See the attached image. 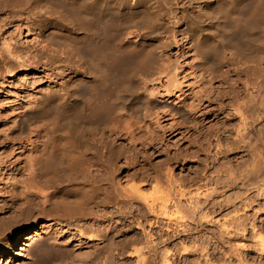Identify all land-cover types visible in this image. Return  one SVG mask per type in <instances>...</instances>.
Here are the masks:
<instances>
[{
  "label": "bare ground",
  "instance_id": "6f19581e",
  "mask_svg": "<svg viewBox=\"0 0 264 264\" xmlns=\"http://www.w3.org/2000/svg\"><path fill=\"white\" fill-rule=\"evenodd\" d=\"M204 18H209L210 22L204 23ZM14 27L13 32L16 30L18 37L26 32L27 41L19 43L8 34ZM251 61L255 63L249 65ZM231 62L239 64L233 67L232 78L228 67L233 64H227ZM244 62L247 65H242L243 68ZM248 71L257 73V78L240 80L239 73ZM22 72L33 73V79H28L27 83L34 87L26 99V95L20 97L21 102L13 108L16 111L10 107L15 113L18 110L15 116L18 119H14L17 130L12 120V126L9 123L4 138L0 139V170L12 163L9 156L19 152L21 146L17 144H21L22 129L32 120L40 124L35 130V140L28 142L31 148L26 165L20 166L27 172L10 175L6 179L9 190L2 184L3 178L0 179V197L3 198L0 201V211L3 210L0 212V239L8 251L5 257L10 264L13 261L12 257L9 259V250L16 243L19 246L22 240L27 246L18 247L16 254L29 259L25 264H79L82 259V264H118L115 256L125 251L126 244L111 237L114 228L109 209L113 206L114 210L119 206L117 211L124 207L132 209L134 204L136 217L139 215L142 219L137 222L141 236L136 241H142L144 246L127 251V256L146 249L153 252L155 260L161 256L158 263L173 264L171 257L175 253L172 250L166 247L163 253L157 252L155 236L150 231L154 227L158 228L160 236H166L163 240L161 237L162 244H174L182 236L193 241L218 242L224 236H246L250 228L256 241L254 246H258L260 254L264 253V224L249 223L252 220L247 223L241 217L239 220V210L224 217L221 223L212 218V214L224 210V204L213 199L218 193L214 186L221 181H214L213 188L203 191H198L199 186L195 193L188 190L207 177L204 171L209 163L201 176L198 168L192 175L176 177L169 167L171 161L180 163L186 156H193L194 151L178 149L172 157L170 154L162 159L168 165L157 167L149 157L159 152L155 149V140H163L166 131L156 134L158 130L142 129L145 131L136 134L142 147L149 145L153 149L150 153L144 148L137 149L133 139L135 130L144 126L140 124L149 120L152 125L159 126L166 116L175 121L177 127H201L205 118H200L198 113L206 111V106L214 101L221 112L227 100L232 114L240 117L243 127L259 121L258 112L264 114V0H0V88L6 75L12 78ZM193 75L202 81L203 88L192 94L194 101L187 106L181 96L189 88L179 93L181 79ZM41 79L48 84L39 89ZM213 81L226 87L212 98L209 93ZM240 89L244 93L242 97L248 101H240ZM99 95L105 98L102 101L108 116L105 120L112 115L126 118L123 127L131 142L122 152L124 161L120 165L109 156L111 149L104 132L105 127L112 126L94 124L97 119L89 122L84 118L89 116L86 113L89 107L91 109L92 99L98 100L97 104L94 101L96 108L92 104L94 111L99 110L98 102L102 98ZM204 102H208L207 105ZM89 114L92 116V112ZM96 114L98 112L94 116L99 117ZM59 127L67 128L65 131L70 133L91 130L86 141L72 145L78 154L77 164L68 148L73 144L68 141L70 136L63 138L64 152L58 150L53 140L54 130L58 128L57 133ZM259 141L262 150L252 153L255 155L253 163L240 180L247 179L241 182L247 187L246 194L254 189L260 197L264 193V184L259 181L264 175V138L259 137ZM62 162L66 163L63 166L65 175L61 174L62 166L59 167ZM55 169L62 176L55 173ZM123 171L127 173L120 176ZM122 177L140 181L123 186ZM149 181L154 193L158 194L155 197L142 191ZM203 184L206 187L207 179ZM229 185L226 183L225 187ZM245 193L237 198L247 209L250 203L241 200ZM174 213H181L189 223L174 222ZM40 217L45 220L37 223ZM28 221L33 222L32 230L27 226L21 233L16 231L11 238L8 236L12 228ZM104 222L107 224L102 226ZM209 224L217 226V237L205 231L204 227ZM45 233L52 239L44 237ZM184 241H179L181 247L177 251L186 255L189 249ZM200 251H205L202 257L208 262L207 247ZM152 256V262L140 257V264H153Z\"/></svg>",
  "mask_w": 264,
  "mask_h": 264
},
{
  "label": "rangeland",
  "instance_id": "374dc122",
  "mask_svg": "<svg viewBox=\"0 0 264 264\" xmlns=\"http://www.w3.org/2000/svg\"><path fill=\"white\" fill-rule=\"evenodd\" d=\"M203 22L208 24L210 22V20H209V18H204ZM14 29H15V27L10 28L8 31L9 32L8 34H12L15 37L16 41H19V43H24L25 40L27 41L26 36H25L26 32L21 34L18 37L17 36L18 34L16 33L17 31L15 30V32H13ZM225 55H227L226 58H228L227 52H225ZM225 60H227V59H225ZM245 63L246 62L241 64V66L243 65L245 67L247 65V63H246V65H244ZM254 63L255 62H252V61L248 62L249 65L254 64ZM227 64H228V66L233 64V66H231V67L229 66L230 68L227 66L228 70H229V77L232 78L233 77L232 71H234V68H235L234 66L237 67V65H239V64L233 63V62H231L230 64L229 63H227ZM26 74L27 73H24V72L16 73V74H14V77H12V78L7 77V75H6L3 85H1V88H0L1 89L0 90V102H1L0 103V106H1L0 107V111H1L0 112L1 113L0 114V139L1 140L4 138V134L8 130V128L10 126H12L11 123L14 122L13 123V125H14L15 122L17 121L14 119L16 118L15 116H16V113L18 112V110L16 113L13 112V111H16V110H13V108H15L14 105L21 102L23 95H26V96H24V99H26L29 95L28 92H30V89H33V87H34V86L32 87V85H29L30 83H27L28 79H30V80L33 79L32 78V77H34L33 73L31 72L30 74H27V75ZM36 75H39V74H35V76ZM251 76H253V77H251ZM247 77L248 78H250V77L251 78H257V73L255 74V72H252V71L239 73L240 80L243 81L244 79H248ZM41 80L42 81L44 80V81L43 82L41 81L39 89H42L41 86H47V84H48V83H46L47 81L45 79H41ZM22 81H23V83H21ZM181 81L183 82L182 85H180V88H182V89L180 90L181 92H179V93H182L183 91H185V89L189 88L185 92V94L181 96V100L183 101V103L185 101V104H187V106H188L191 103H193L192 101H194V97L192 96V94L194 92L201 90L200 88H203V86H202L203 83L201 80L198 79V77H196V76L194 77V75L188 76L185 79H181ZM24 82H26L25 85H24ZM188 84H189V86H188ZM28 85H29V87H28ZM112 85L114 86V84H112ZM25 86H26V88H24ZM205 86L209 87V85H205ZM225 87H226V85L222 86L221 84L220 85L218 84V81H213L212 85H210V88H212L211 89L212 91H210L211 93H209L210 96L218 95V92L220 93L221 90L224 91ZM24 92H25V94H24ZM240 92H241V89H240ZM240 92H239V94L241 95L240 101L241 100L242 101H248V99L246 97H242V96H244L243 91L241 93ZM20 97H22V98H20ZM98 97H102V98H99V102H98L99 104L97 107V109H99V110L97 111L98 114H96V115H99V117L94 116L95 113H97L96 111H94V110H96L95 108L97 106V105H95L94 101H96V104L98 101L96 99H92L93 103L95 105V108L93 109L94 106L92 107L93 103L91 102V105H90L91 109L89 107V110L86 113V115H89V116H87V117L83 116V117L86 119V120L84 119L85 121L90 120L89 122H91V121L94 122L95 119H97L94 124L98 123L99 125H102V124L104 125V123H105L106 125L112 126V127H107V128L102 127V128L105 129L104 132L106 135H108L107 139H108L110 149H111L109 152L110 153L109 156L114 162L116 161V163L120 165L124 161L122 152L125 148H127L128 144L131 142L129 140L130 135L126 132V130H125L126 128L123 127L126 118L124 116L119 117L118 115H115V116L112 115L113 117L111 116L108 120H105L106 118H108V116H106V114L104 113L105 112V110H104V108H105L104 103L105 102H102V101H104L105 98L103 95H101V96L99 95ZM98 97H97V99H98ZM212 98H213V96H212ZM205 100L209 101V99H205ZM207 103L208 102H204V105H207ZM223 105H224V111L220 112V111H218L216 101H214V102H212L211 105L206 106V108H205L206 111L203 110L201 113H198L200 118L201 117L205 118L204 123L201 127H196L195 129H193V128L190 129V127H177L175 125L176 122L175 121L173 122L172 120H170L171 119L170 117L166 116L160 120L161 124L159 123V126L155 125V123H154V125H152V123H151L152 121H149V120L147 121L148 123L140 124L141 126L142 125H144V126H142L139 130L138 129L135 130V136L133 139L136 140V141L134 140V142H135L137 149L141 150L142 148H144L145 151H149L148 153H150V150L153 151V149H151L149 145H147V146L144 145L145 147H142V144H140L142 141L139 139L137 140L138 134L139 133L141 134L142 132L145 131V130L142 131V129H151V130L154 129L155 130V131L153 130L154 132H156L158 130V132H156V134L161 133L160 131H166V136L164 138L165 140L163 139L160 141L159 138H157V140H155L154 146H156V148L154 146L153 147L155 149H157L159 152L153 153L151 151V153H153V155L151 154L149 159H150L151 163H154L153 165L156 164L157 167L158 166L159 167H165L166 165H168V163L164 164L162 159H165L166 158L165 156L170 155V154L172 157L174 152H177L176 150H178V149L183 150V151H185V150H187V151L190 150L191 152L194 151L193 156H191V155L186 156L184 161H182L180 163L176 162L174 164L175 161L172 160L171 161L172 165L169 164V167L172 168L173 175L176 177H179L180 175H186V174L192 175L194 172V169L197 170L198 168H199L198 171L199 170L201 171V173H199V175L201 176V175H203L202 170L205 169V165L209 163L208 169L206 168L204 171L207 177L205 179L202 178V180L199 181L200 183L197 182L196 184H193L192 186H190L189 188L187 187V188L192 193H195L197 191V186H199L198 191H201V190L203 191L206 188H213L212 186L215 185L214 181L215 182L218 180L221 181L218 185L214 186L215 188L217 186L216 189H218V193L213 195V199H215L214 202H218V201L222 202L224 204V206H223L224 210H221L222 212H220V213L215 212L214 214L211 215L212 218L215 217L214 219H217L221 223L222 221H224L223 220V219H225L224 217L228 218V215H231V214L233 215V213H236L239 210L237 212V216H238L239 220L241 217V218H244L243 220H247L246 221L247 223L250 220H252L249 223H256L257 226L263 225L264 224V199H263L264 193L262 196L259 197V195L257 194L258 192L256 190L250 189L249 192H247L249 194H246L244 191H245V188H247V187L241 183V182H244L245 181L244 179H246V178H244L243 181H241V180H242L243 176L246 175L248 169L250 168L251 164L253 163L252 160L255 158V155H253V154L256 151L262 150V149H260V148H262V146H261V143L259 141V137L264 138V114H263V112L259 111L257 114L259 117V121L252 123V124H249V126L245 125L246 127L244 126L245 127V129H244V127L242 126L243 124L241 123L240 117L232 114L231 108L228 106L229 104L227 103V100H225V103H223ZM10 107H12L11 109L13 111H11ZM99 107L100 108L102 107L103 109L102 108L100 109ZM90 110L92 112L93 117L90 116L91 114H89V113H91V112H89ZM77 111L78 110H76V112ZM80 112H79V114H80ZM101 115H103V116H101ZM16 119H18V118H16ZM100 119L102 121H100ZM12 120H14V121L12 122ZM9 123H10V126H9ZM111 123H112V125H111ZM39 124H40V122H35L34 120H32L31 122H29V125L26 128L22 129L23 133H21V135H20V136H22L21 144L20 143H19V145L17 144V146H19V147L21 146L19 149V152L13 154V156L12 155L9 156V158L11 159L10 161L12 162V163L10 162L11 163L10 166L3 167L0 170V174H1L0 179L3 178L2 184L3 185L5 184L4 187L7 190H9V188H8L9 182L6 179L9 178L10 175H13V173L14 174L15 173L16 174L17 173H24L25 174V172H27V170H25L24 168H22V170H21V167L26 165V161L29 158L28 149L30 150L31 147H30L28 142H29V140H35V138H36L35 137V130L38 128L37 126H39ZM15 125H14V128L17 130V124H15ZM160 125L162 126V128L160 127ZM144 127H146V128H144ZM132 128H135V127H132ZM56 129H58V128H56ZM65 129H67V128L61 127V129H60V127H59V131L57 130V133L54 129H52L55 132V133H53V134H55V135H53V138H54L53 140H55V144L58 147V150H62L64 152V150H66L64 144H66V143L63 141V138H65V137L68 138V136H70L71 138L69 137L68 141H69V143L72 142L73 144H71L70 145L71 147H68V148L70 150H72L71 152L73 153V156H71V157H73V159L76 160L75 164H77L78 159L76 157H78L77 156L78 154H76L75 149H74L75 151L73 150L72 145L78 146V144H81L80 142H82L84 140L86 141L87 138H89V136H90L91 130H89V131L84 130L82 133L80 132L81 134L79 132H76L77 133L76 134L74 132L70 133V131H68V130L65 131ZM4 130H6V131L4 132ZM52 130H51V132H52ZM238 130H239V132H238ZM41 132H42V130H41ZM42 133H44V131ZM65 133L66 134L68 133V135H66ZM136 134H137V136H136ZM51 135H52V133H51ZM239 135L242 136L243 138H241ZM55 136H56V138H55ZM58 137H60V138H58ZM133 139H131V140H133ZM70 140H71V142H70ZM62 144L64 146H61L62 147V149H61L60 145H62ZM57 147H56V149H57ZM74 148H76V147H74ZM161 149H163V150H161ZM68 150H67V152H68ZM164 150H165V153H164ZM120 153H121V155H120ZM75 154H76V156H75ZM262 155H263V153H262ZM262 158L264 159V157H262ZM65 160H66V158H65ZM64 162H62V164H64V165L61 164L59 166V167L62 166L61 168H63V173L61 172V174H64V171H65V169H64L65 167H63V166H65L66 163H64ZM262 164L264 166V160H263ZM59 167H58V169H59ZM61 168H60V170L62 171ZM98 168L100 169V167H98ZM56 169L54 172L55 173L58 172L57 174L61 175V174H59V171H57ZM132 171L133 170L130 169V172H132ZM124 172L127 173V171H123L120 174V176H123ZM259 178L258 179H259L260 183L264 184V175H261ZM199 179H201V178L199 177ZM206 179H207V184L205 187L203 184V181H205ZM127 180H128L127 178H125V180H124L122 177V179L120 180L121 184L123 186H130L134 183L138 184L140 181V179H139V181H138V179L131 180V181L130 180L127 181ZM222 182L225 184H223ZM221 183L223 186L221 185ZM226 183H229L230 185L225 187ZM19 189L21 190L20 187H19ZM142 191L146 195L150 194L149 196H151V194H152L153 195L152 197H155L154 195L157 194V193H154V191L151 187L150 181L146 183V186H144V188H142ZM243 193H245V194L242 195L241 200H243V202L245 200V202L250 203L248 205L247 209L242 207V205H243L242 201H240L237 198L238 195L241 196V194H243ZM243 196H245V199H243L244 198ZM199 199L201 201L203 200L202 197H200ZM1 200H3L2 197H0V201ZM227 200L230 203L224 202ZM135 206L136 205L134 204L132 209H127L124 207V209L121 208L120 211L116 210L119 208V206H118V208H117V206H115V208H116L115 210L113 209L114 206L109 209V211L110 210L112 211V215H113L112 216L113 219L110 221V223H112V227L114 228V230L112 231L111 237L113 240L118 241V242L123 240V242L126 244L125 251L123 252L124 254L123 253L117 254L115 256V261L118 264H120V262H121V264L122 263L128 264V262H129V264H140V261H141L140 259L142 257H146L147 262H152L151 256L153 255V252L151 250L149 251V250L145 249V250H142L141 253H139L137 255L127 256V253L129 251L131 252L137 248L144 246L142 241H136V238H140V236H141V230L137 227V222H141L142 219L139 215H137V217H136V214H138V213L136 210H134ZM101 210H102V208H101ZM0 212H3V210ZM5 213L9 214V212H5ZM102 213H103V211L100 214H102ZM128 215H129V217H128ZM174 217H175L174 222L177 221L179 223H182L184 221L185 223H189V220H186V218H183L181 213L180 214L174 213ZM123 218H124V220H123ZM44 220L45 219L43 217H40L36 222L39 223V222L44 221ZM226 223L229 224L228 221ZM32 224H33L32 221H28L26 223H23L19 227L12 228L11 232L8 234V236L11 238L16 231H19L21 233L22 230L25 229L27 226H29L30 230H32L33 229ZM104 224L106 225L107 222H104L102 224V226ZM204 229L206 232H211L216 237L219 234V232L217 230V226H215V224L206 225L204 227ZM150 231H152V233H154V236L156 237V238L154 237V243L156 242L155 244H157V246H156L157 252L163 253L168 248L175 253L174 256L171 257L172 261L174 260L173 264H264V253L260 254L259 250L257 249L258 246H254L255 245L254 242H256V241L252 237L250 228H248V231H250V232H247L246 236H243V237L237 236V237H232V238L231 237L228 238V237L224 236L223 238H220L218 242H216L215 240H211L212 241L211 243L209 242L210 240L203 241V240L199 239L197 241H193L191 239L189 240V239L185 238L184 236H182L178 240L177 239L175 240V242H174L175 246H172L174 244H167V243L162 244L160 242L161 237L163 240V238L166 236H162V235L160 236L159 235L160 231L158 230V228L154 227ZM103 233L104 232H102V234ZM42 235L46 238L49 237V235L46 233L42 234ZM203 238H205V237H203ZM47 239H52V238H47ZM182 239L185 240L184 245L186 246V248L188 247V249H189V252L186 255H184L183 253H181L179 251L180 247H181L180 242ZM20 241H21V238H20ZM24 242L25 241L22 240V242L20 243L19 246H18V243H16V245L14 247H12V250H9L11 252V254L9 255V259H10V257H12L13 264H25L26 262H28L29 259H24L22 256L16 254L19 251L17 248L22 246ZM105 242L106 241L101 242V244L103 245V243H105ZM213 242H215L216 244ZM24 246L25 245H23V247ZM204 246L207 247V252L209 254L208 257L210 259L208 258V260H209L208 262L207 261L205 262L203 257H202L203 253L206 250L203 253L200 251V249ZM178 247H179V250L177 251ZM159 249H160V251H159ZM161 251H163V252H161ZM7 252L8 251L5 250L4 245L2 244V240L0 239V264H10L9 261H6L7 257H5V256H7V254H8ZM159 256L156 257V260L152 256L153 264L154 263L160 264V262L158 263V261L161 260L160 259L161 256L160 257ZM148 257L150 259L147 260ZM239 258L241 260H239ZM83 260L84 259L80 260L79 264H82ZM184 260L188 261V263L184 262ZM5 261H6V263H5ZM2 262H4V263H2Z\"/></svg>",
  "mask_w": 264,
  "mask_h": 264
}]
</instances>
